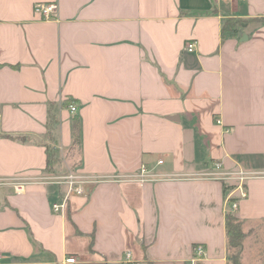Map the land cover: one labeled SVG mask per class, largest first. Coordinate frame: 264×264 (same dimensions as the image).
<instances>
[{"label": "crops", "instance_id": "crops-1", "mask_svg": "<svg viewBox=\"0 0 264 264\" xmlns=\"http://www.w3.org/2000/svg\"><path fill=\"white\" fill-rule=\"evenodd\" d=\"M0 199V264H264V0H0Z\"/></svg>", "mask_w": 264, "mask_h": 264}, {"label": "built area", "instance_id": "built-area-1", "mask_svg": "<svg viewBox=\"0 0 264 264\" xmlns=\"http://www.w3.org/2000/svg\"><path fill=\"white\" fill-rule=\"evenodd\" d=\"M55 5L54 4H45V3H37L34 5V11L43 16L44 18H49L51 13L54 11ZM195 46L194 41H189L186 43V49L188 51H193ZM68 109L71 112H75L76 106L74 104H69ZM162 160H159L161 163ZM215 168L218 170L220 169V164L216 163ZM214 174H224L225 176H231V178L236 180V183L232 186L231 191L226 196V210L232 211L237 207L238 200L246 197L247 195V188L246 183L250 176L249 173L244 172L242 170L230 172V173H220V172H212ZM151 177V173L147 171L144 167L141 168L140 174L137 177L139 181H146L148 178ZM49 180L52 182L65 186V191L61 198L60 202H56L52 204V209L54 212H61L65 210L67 207V201L71 195H79L84 193V186L88 183L94 182V179L91 177L85 176L80 173H76L73 171H68L63 174H55L49 177ZM24 183L21 181L13 182L14 190L16 192H20L23 189ZM235 194V196H234ZM1 202V199H0ZM194 250L198 256H202L204 254L203 248L201 246L194 247ZM2 256L0 254V260ZM125 262L127 264H133L132 261L129 259V253L125 255ZM66 263H74V257H66Z\"/></svg>", "mask_w": 264, "mask_h": 264}, {"label": "trees", "instance_id": "trees-1", "mask_svg": "<svg viewBox=\"0 0 264 264\" xmlns=\"http://www.w3.org/2000/svg\"><path fill=\"white\" fill-rule=\"evenodd\" d=\"M239 20H234L232 18H227L223 25V31H231L233 32L235 26L238 24ZM56 122V118L50 117L49 125H52ZM73 135H74V146L80 145V128L79 121L77 118L74 119L73 123ZM226 232L228 236V244L229 247L235 249V251L231 255V260L233 264H240V255H241V247L242 241L244 238V232L242 230L240 220L233 215L232 213H228L226 215Z\"/></svg>", "mask_w": 264, "mask_h": 264}, {"label": "rangeland", "instance_id": "rangeland-1", "mask_svg": "<svg viewBox=\"0 0 264 264\" xmlns=\"http://www.w3.org/2000/svg\"><path fill=\"white\" fill-rule=\"evenodd\" d=\"M70 152H71V151H70ZM70 152H69V153H70ZM71 153H72V155H75V154H76V152H71ZM72 155H71V156H72ZM241 248H242V247H241ZM234 251H235V249L229 247V252H228L229 257H231V255H232V253H233ZM229 264H233L231 258H229Z\"/></svg>", "mask_w": 264, "mask_h": 264}]
</instances>
